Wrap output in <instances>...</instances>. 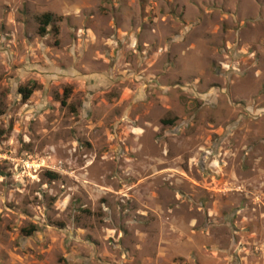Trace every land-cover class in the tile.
I'll use <instances>...</instances> for the list:
<instances>
[{
    "label": "rangeland",
    "instance_id": "rangeland-1",
    "mask_svg": "<svg viewBox=\"0 0 264 264\" xmlns=\"http://www.w3.org/2000/svg\"><path fill=\"white\" fill-rule=\"evenodd\" d=\"M0 264H264V0H0Z\"/></svg>",
    "mask_w": 264,
    "mask_h": 264
},
{
    "label": "trees",
    "instance_id": "trees-1",
    "mask_svg": "<svg viewBox=\"0 0 264 264\" xmlns=\"http://www.w3.org/2000/svg\"><path fill=\"white\" fill-rule=\"evenodd\" d=\"M52 21H53L52 16L49 14H43L39 16L38 18H36L39 36H42L44 34L45 29L52 24ZM19 92L22 94L24 100H26L28 96L31 94V90L22 89ZM32 232L33 231H28V233H26L25 235L29 236Z\"/></svg>",
    "mask_w": 264,
    "mask_h": 264
}]
</instances>
